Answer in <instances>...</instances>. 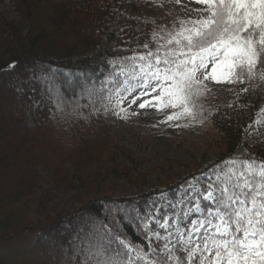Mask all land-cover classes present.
<instances>
[{"label":"trees","instance_id":"16d2710c","mask_svg":"<svg viewBox=\"0 0 264 264\" xmlns=\"http://www.w3.org/2000/svg\"><path fill=\"white\" fill-rule=\"evenodd\" d=\"M6 2L21 23L0 15V264H66L76 231L95 217L106 218L122 239L163 262L168 230L156 222L173 214L190 181L205 176L208 183L217 166L233 158L264 161V112L248 127L240 117L248 99L264 96V82L239 83L229 105L210 108L205 98L199 101L197 121L212 134L213 162L184 180L129 194L115 177L144 185L145 174L118 173V165L110 166L117 154L138 159L107 136L102 109L114 87L107 81L121 65L155 52L143 48L152 39L153 22L128 16L116 0H0V5ZM34 97L39 115L34 128L23 132L20 122ZM40 170L54 189L67 194L76 187L81 201L71 208L48 207L35 194Z\"/></svg>","mask_w":264,"mask_h":264},{"label":"snow or ice","instance_id":"6c2138e0","mask_svg":"<svg viewBox=\"0 0 264 264\" xmlns=\"http://www.w3.org/2000/svg\"><path fill=\"white\" fill-rule=\"evenodd\" d=\"M195 2L205 6L194 9L200 13L198 18L179 20L177 29L158 38L155 52L131 57V64L121 65L107 81L114 86L109 89V103L114 96L119 108L125 93L143 89V95L152 98L140 102V109H173L165 123L182 118L195 121L202 109L199 101L211 90L207 81L264 82V0ZM213 176L198 193L206 202L204 207L196 201L195 211L206 215L189 221L199 243L190 238L182 243L180 264H264V161L233 158L226 167L217 166ZM156 223L167 231L166 221ZM143 227L159 239L147 223ZM163 247L167 258L151 260L143 249L122 239L106 218H88L69 245L66 264H167L172 249L168 244Z\"/></svg>","mask_w":264,"mask_h":264},{"label":"rangeland","instance_id":"374dc122","mask_svg":"<svg viewBox=\"0 0 264 264\" xmlns=\"http://www.w3.org/2000/svg\"><path fill=\"white\" fill-rule=\"evenodd\" d=\"M116 5L130 17L149 19L153 22V36L151 40L143 43L145 50H156L159 46L157 40L160 36L177 29L179 20L198 18L200 13L194 9L205 7L202 4H197L195 0H180V3H177L176 0H116ZM0 15L21 23L8 2L0 5ZM154 34L156 38H154ZM159 43H164V41H159ZM145 44L148 45V48L144 47ZM208 71H211V65ZM206 83L211 90L204 98L210 108L229 105L235 101L240 91L239 83L216 84L211 81ZM143 91V89H137L131 95L125 93L126 99L119 108L116 107L115 97L113 96L112 102L109 103L108 96L102 109L104 130L107 136L117 141L134 159H138L137 162H131L126 156L117 154L110 166L118 165V173L124 170L134 175L145 174L144 185L132 184L120 175L115 177V183L123 187L129 194L147 190L151 186H165L173 181L184 180L189 177L190 173L201 170L215 160L212 134L201 122L182 118L179 121L165 123L166 115L171 114L174 110L157 111L155 107L140 109L138 106L140 102L152 98V96L143 95ZM137 97H139L137 103L130 105L129 101ZM31 103L32 108L27 109L20 122V129L23 132L34 128V121L39 115L38 98L34 97ZM121 108L125 110L121 111ZM263 112L264 96L248 99L241 111V122L245 127L250 126L251 122H260ZM39 176L40 182L35 194L41 200L47 201L48 207L71 208L81 201V192L76 187L65 194L52 187L48 174L44 170L39 171ZM202 178L201 182L190 181V184L178 194L176 210L161 222H167L168 231L164 239L166 240L165 244H168V247L172 249V259H168V263L180 264L178 258H182L180 249L184 241L190 238L199 243L195 235V228L189 221H199L204 218L202 213L195 211L197 200L201 207H204L201 203L203 199L198 193L203 192L205 188L202 186L203 184L207 185L205 182L207 177L203 176L199 179ZM168 202L169 199L165 196L161 208H166ZM191 214H195L196 217L190 219ZM203 231L201 229V234ZM164 253L168 255L167 250H164Z\"/></svg>","mask_w":264,"mask_h":264}]
</instances>
